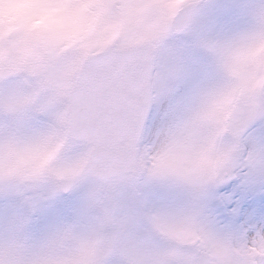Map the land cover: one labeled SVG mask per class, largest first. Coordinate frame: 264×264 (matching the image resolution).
Returning <instances> with one entry per match:
<instances>
[{
	"label": "snow or ice",
	"instance_id": "obj_1",
	"mask_svg": "<svg viewBox=\"0 0 264 264\" xmlns=\"http://www.w3.org/2000/svg\"><path fill=\"white\" fill-rule=\"evenodd\" d=\"M112 7L122 10L121 20L163 11L168 34L147 55L152 103L173 96L175 81L206 71L196 49L219 52L199 38L209 15L203 0L178 7L120 0L88 7V19L99 21ZM65 11L59 0H41L37 21ZM211 14L229 28L247 24L230 49L232 66L217 65L223 86L195 111L189 96L170 106L165 120L145 115L132 175L111 205L95 198L90 181L117 158L120 117L106 138L81 107L79 91L69 111L56 104L55 85L70 64L63 49L48 48L44 26L0 32V202L7 206L0 214V264H264V66H255L264 50V6L253 10L255 23L236 3ZM189 31L196 35L191 43L177 38ZM35 56L44 61L42 73L32 66ZM236 65L246 69L243 78ZM201 128L204 150L185 152ZM208 146L220 166L212 177L204 167ZM25 161L28 174L21 171ZM116 210L119 227L108 231Z\"/></svg>",
	"mask_w": 264,
	"mask_h": 264
},
{
	"label": "water",
	"instance_id": "obj_2",
	"mask_svg": "<svg viewBox=\"0 0 264 264\" xmlns=\"http://www.w3.org/2000/svg\"><path fill=\"white\" fill-rule=\"evenodd\" d=\"M154 49L150 44H140L120 51L108 48L104 53L88 57L68 91L66 111L70 110L72 96L79 91L81 107L90 110L102 136L113 134L114 117L121 120L124 143L112 149L117 158L92 177L97 182L129 181L132 175L137 139L143 130L144 117L151 110L147 55Z\"/></svg>",
	"mask_w": 264,
	"mask_h": 264
},
{
	"label": "clouds",
	"instance_id": "obj_3",
	"mask_svg": "<svg viewBox=\"0 0 264 264\" xmlns=\"http://www.w3.org/2000/svg\"><path fill=\"white\" fill-rule=\"evenodd\" d=\"M60 4L66 9L63 14L45 17L38 22V25L46 28L47 46L53 50H64L63 62L70 64L81 53V51L92 41H99L106 37L111 32V27L118 21L122 15V10L119 7H112L105 14L102 22L95 25L88 19L89 13L86 9L97 4L116 5L120 0H59ZM173 6H180L184 0H168ZM208 6L209 15L206 22H203L199 38L216 44L218 54H208L205 49L198 48L200 53V62L205 66L206 71L203 73H194L198 78L197 85L192 92L191 107L192 110H197L200 105L208 98L210 93H214L223 86V75L217 69V65L232 66V58L230 49L239 43L241 33L247 24L240 28L226 27L218 15H212L213 7H219L224 4L236 3L245 6L249 10L248 22L255 23L256 17L252 14L257 7L264 6V0H203ZM13 7L9 0H0V11L5 14ZM80 13V14H77ZM184 13L181 12L177 17L176 24L178 25ZM131 30H126L121 33L117 43H124L129 39ZM177 38L191 43L196 39V35L191 31L188 33H178ZM236 70L240 73L241 78L246 74V69L242 65H236ZM32 169L31 162L25 161L21 171L24 174L30 173ZM98 214V213H96ZM116 222L107 226L108 231L117 230L119 227V210L114 213Z\"/></svg>",
	"mask_w": 264,
	"mask_h": 264
},
{
	"label": "rangeland",
	"instance_id": "obj_4",
	"mask_svg": "<svg viewBox=\"0 0 264 264\" xmlns=\"http://www.w3.org/2000/svg\"><path fill=\"white\" fill-rule=\"evenodd\" d=\"M135 2V0H132ZM152 2H160V0H152ZM13 7L7 14L0 11V32L10 33L20 31L26 24L37 23V17L40 14L41 0H9ZM110 9H105V14ZM121 17V16H120ZM118 21L111 27V32L106 37L99 41H92L81 51L80 55L70 63V67L63 73L62 81L55 85L56 92L55 101L61 108L63 106V97L69 85L71 77L82 57L87 54H92L102 50L107 44H112L115 47H126L141 41H151L158 43L165 35L167 22L164 18L163 11L159 8L146 12L144 15L137 16L134 13L126 20ZM103 19L96 21L95 25H99ZM207 20V19H206ZM206 20L204 22H206ZM131 30V35L124 43H117L122 32ZM264 64V50H258L255 58V66ZM44 61L35 56L32 59V66L38 73L43 72ZM40 64V66L38 65ZM198 78L192 75L187 81H175L172 87L176 90L173 96L161 95L159 100L154 103L152 115L160 120L167 119L170 106L176 105L182 98L189 97L197 85ZM155 95V92H154ZM63 109V108H62ZM203 128L194 133L189 141L183 145L185 152H191L194 148L204 150V146L200 144V136ZM172 161L165 159L163 165L168 167ZM205 172L208 177L216 174L220 167L215 160V153L208 146L207 156L205 160ZM127 184L106 185L103 187L98 186L90 181V189L98 201L106 202L109 205L113 202L114 194ZM6 205L0 202V214L6 210Z\"/></svg>",
	"mask_w": 264,
	"mask_h": 264
},
{
	"label": "bare ground",
	"instance_id": "obj_5",
	"mask_svg": "<svg viewBox=\"0 0 264 264\" xmlns=\"http://www.w3.org/2000/svg\"><path fill=\"white\" fill-rule=\"evenodd\" d=\"M261 66H264V65H263V64H260V65H259V69L261 68Z\"/></svg>",
	"mask_w": 264,
	"mask_h": 264
}]
</instances>
